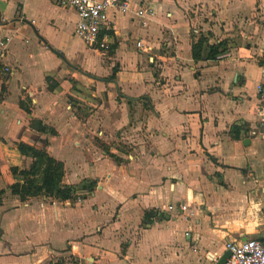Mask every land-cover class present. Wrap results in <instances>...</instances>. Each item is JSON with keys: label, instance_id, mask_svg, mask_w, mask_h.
Segmentation results:
<instances>
[{"label": "crops", "instance_id": "1", "mask_svg": "<svg viewBox=\"0 0 264 264\" xmlns=\"http://www.w3.org/2000/svg\"><path fill=\"white\" fill-rule=\"evenodd\" d=\"M57 1L0 0V264H217L227 242L264 240V141L251 136L264 0H138L144 20L108 13L112 53L74 37ZM200 38L204 56L222 44L231 57L195 62ZM18 143L90 189L11 193L36 178L18 173L34 167ZM179 204L193 216L164 210Z\"/></svg>", "mask_w": 264, "mask_h": 264}, {"label": "built area", "instance_id": "2", "mask_svg": "<svg viewBox=\"0 0 264 264\" xmlns=\"http://www.w3.org/2000/svg\"><path fill=\"white\" fill-rule=\"evenodd\" d=\"M58 5L71 9L77 16L73 29V36L78 38L86 48L98 53H108L111 49L109 43L111 27L108 19L109 11L115 14H132L139 20L146 19L150 14L147 6L140 4L138 0H58ZM7 41V39H4ZM138 49L143 48L141 42L136 44ZM0 48L5 49V44L0 42ZM2 54H0V58ZM231 57L230 52H222L215 57V61H223ZM264 58V52L262 53ZM264 73V71H263ZM3 74L11 75L8 68L3 69ZM255 91L257 94L256 119L258 128L251 132V136L264 141V81L259 82ZM82 199L76 203L81 204ZM179 210L185 213L186 218L193 216V212L184 204L169 205L164 210L171 212ZM225 252L230 253L226 264H264V240L242 239L227 242Z\"/></svg>", "mask_w": 264, "mask_h": 264}, {"label": "trees", "instance_id": "3", "mask_svg": "<svg viewBox=\"0 0 264 264\" xmlns=\"http://www.w3.org/2000/svg\"><path fill=\"white\" fill-rule=\"evenodd\" d=\"M203 38L192 44V58L193 60L200 61L201 59H215V57L225 52L222 44L207 46V54L204 56ZM113 48L110 49L109 53H112ZM116 67L112 69L111 80H115ZM128 104H131L129 101ZM21 107L24 105L21 103ZM27 110V109H25ZM31 127L37 132L45 133L50 132L49 129L42 126L39 122L31 121ZM47 143L45 142V146ZM18 151L22 156L31 158L34 161V167L28 171L18 172L20 175L26 177L28 175L36 176L34 180L29 179L25 184L20 186L15 184L10 187L11 193L21 194L22 199L31 197L34 195H43L46 197H55L60 200H67L72 198V194L76 190H89L91 184H80L77 187H68L62 184V166L59 162L50 157L44 149H36L34 147L28 146L24 143L16 144ZM13 174H17V171H13ZM55 264H65L64 262H56ZM71 264H81L75 259L74 263Z\"/></svg>", "mask_w": 264, "mask_h": 264}, {"label": "rangeland", "instance_id": "4", "mask_svg": "<svg viewBox=\"0 0 264 264\" xmlns=\"http://www.w3.org/2000/svg\"><path fill=\"white\" fill-rule=\"evenodd\" d=\"M103 58H104L106 66H109L111 64V61H108L106 57H103ZM120 146L122 147L123 145L120 144ZM60 261L64 262L65 264H71V263L75 262V259L72 258L71 256L67 255L64 259H61ZM60 261H58V262H60ZM53 264H55V263H53Z\"/></svg>", "mask_w": 264, "mask_h": 264}, {"label": "water", "instance_id": "5", "mask_svg": "<svg viewBox=\"0 0 264 264\" xmlns=\"http://www.w3.org/2000/svg\"><path fill=\"white\" fill-rule=\"evenodd\" d=\"M59 56V54H58ZM62 60L65 62V59L62 58ZM66 63V62H65ZM230 257V253L229 252H225L218 260L217 264H226L227 260Z\"/></svg>", "mask_w": 264, "mask_h": 264}]
</instances>
